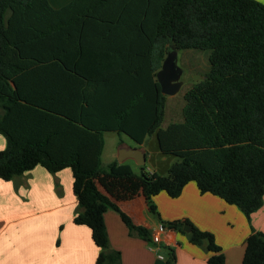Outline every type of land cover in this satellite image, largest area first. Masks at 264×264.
Wrapping results in <instances>:
<instances>
[{
  "label": "trees",
  "instance_id": "trees-1",
  "mask_svg": "<svg viewBox=\"0 0 264 264\" xmlns=\"http://www.w3.org/2000/svg\"><path fill=\"white\" fill-rule=\"evenodd\" d=\"M169 44L209 50V69L184 92L183 120L163 128L165 95L156 72ZM118 58L123 62L115 64ZM105 130L139 144L154 133L160 151L178 160L166 175L144 164L135 173L116 160L103 168ZM0 134L3 180L36 165L50 173L70 168L73 222L89 227L99 249L94 264H122L120 251L109 246L108 208L129 235L151 243V231L135 225L109 196L141 187L147 209L157 215L155 192L192 181L249 217L264 194L255 177L264 169V3L69 0L54 7L49 0H0ZM161 223L210 251V264H224L211 232L186 219ZM161 248L165 264H175L174 250ZM241 264H264L262 231L251 228Z\"/></svg>",
  "mask_w": 264,
  "mask_h": 264
},
{
  "label": "crops",
  "instance_id": "crops-1",
  "mask_svg": "<svg viewBox=\"0 0 264 264\" xmlns=\"http://www.w3.org/2000/svg\"><path fill=\"white\" fill-rule=\"evenodd\" d=\"M259 1L264 3V0ZM66 2L54 5L51 1L54 7H59ZM129 41L133 42V40ZM123 42H119L118 46H122ZM204 51L208 53H186L183 63L194 56L199 59L200 54H205L206 62L209 63V50ZM98 62L102 64L104 58H99ZM122 62V58H118L115 64ZM200 63L203 64L202 61ZM194 83L192 82L187 89ZM175 94L168 95L171 96L168 104L175 99ZM166 96L162 122L167 112ZM184 103L182 101L180 119H170L166 116L167 124L161 126V122L160 126L164 128L170 123L181 122ZM108 134H114V137L109 141V148L112 144L109 158L104 161ZM151 135L154 136L157 144L155 134ZM102 136L103 147L100 158L103 168L116 160L117 147L120 143H126L132 147L142 146L145 150L146 162L149 156L148 137L139 144L123 132L105 130ZM5 145V137L0 134V149H3ZM157 148V152L161 153L158 144ZM127 160L137 165L132 159ZM171 164L166 166V174ZM155 169L146 166L148 171L157 172ZM255 177L264 187V169L257 170ZM72 182L70 168L66 167L50 173L40 165L9 180L0 178V264H94L99 249L91 238L90 229L86 225L73 222L77 198L73 192ZM97 186L101 192L106 193L98 183ZM109 197L135 225H141L151 232L161 221L185 219L195 227L211 232L225 256L224 264H241L245 239L251 228L264 233V194L261 206L249 217H246L234 204H228L217 195L198 188L192 181L178 190L166 189L155 192L152 199L157 210L156 216L147 209L141 187L133 193H126L119 199ZM103 220L109 246L120 251L122 264H165L164 258L158 257L159 254L162 255V248L154 249L141 238L129 235L126 225L116 211L107 209L103 213ZM160 237L162 245L174 250L175 264H210L208 258L212 253L204 246L190 243L176 230L166 228L161 232Z\"/></svg>",
  "mask_w": 264,
  "mask_h": 264
},
{
  "label": "rangeland",
  "instance_id": "rangeland-1",
  "mask_svg": "<svg viewBox=\"0 0 264 264\" xmlns=\"http://www.w3.org/2000/svg\"><path fill=\"white\" fill-rule=\"evenodd\" d=\"M54 5L60 4L63 2H66L67 0H51ZM50 1V3H51ZM51 3V4H52ZM190 52H201V53H208V51L204 50H195V49H179L177 50V65L181 68V76L180 80L182 81V85L180 89L176 92L174 95L175 99H172V101H168L171 96H166V105L165 109H167L166 116L170 119H180L181 118V106L182 101L184 103V100L182 98V93L192 84V82H196L200 79H197L196 76H204L209 68V63L206 62V55L200 54L199 59L194 56L192 59H190L187 62L183 63V57L186 53ZM203 62V64L200 63V61ZM196 78V79H195ZM195 79V80H194ZM168 104V108H167ZM166 116L164 117V120L162 122L161 126H164L167 124ZM114 134H108L106 137V145L103 155V160L106 161L109 158V152L112 150V144H110L109 148V141L111 138H113ZM148 141H147V148L149 151V156L147 157L146 162L144 163V166L150 167V168H156L158 174H166L167 167L169 164L175 162L178 160V157L172 154H166L163 152H157V144L154 139L153 135H148ZM127 163L131 164L133 171L135 173H139L140 166L135 165L131 160H127ZM109 209V208H108ZM151 213V212H150ZM152 214V213H151ZM153 216H156L155 214H152ZM162 222V221H161ZM178 232V231H177ZM180 235H183L187 238V235L182 232H178ZM161 253L164 256V260L168 258L167 253L165 249H161Z\"/></svg>",
  "mask_w": 264,
  "mask_h": 264
},
{
  "label": "water",
  "instance_id": "water-1",
  "mask_svg": "<svg viewBox=\"0 0 264 264\" xmlns=\"http://www.w3.org/2000/svg\"><path fill=\"white\" fill-rule=\"evenodd\" d=\"M181 68L177 65V49L169 44L166 55L162 60L161 67L156 72V79L160 85V91L164 95H173L181 87L180 80ZM197 79H204V76L197 75ZM127 159H132L137 165L145 163V150L142 146L132 147L126 143H120L117 147L116 160L124 162ZM183 230H190L189 224L183 225Z\"/></svg>",
  "mask_w": 264,
  "mask_h": 264
},
{
  "label": "built area",
  "instance_id": "built-area-1",
  "mask_svg": "<svg viewBox=\"0 0 264 264\" xmlns=\"http://www.w3.org/2000/svg\"><path fill=\"white\" fill-rule=\"evenodd\" d=\"M167 227L159 222L156 226V229L151 232V243H149L154 249L159 250L161 248V237L160 234L162 231H164ZM159 258H164L163 255L159 254L158 255Z\"/></svg>",
  "mask_w": 264,
  "mask_h": 264
}]
</instances>
